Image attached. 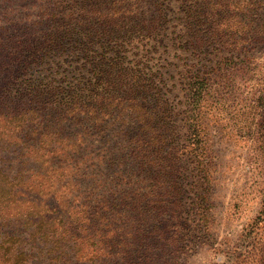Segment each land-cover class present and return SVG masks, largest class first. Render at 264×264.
<instances>
[{"label": "trees", "instance_id": "16d2710c", "mask_svg": "<svg viewBox=\"0 0 264 264\" xmlns=\"http://www.w3.org/2000/svg\"><path fill=\"white\" fill-rule=\"evenodd\" d=\"M262 44L264 0H0V258L185 264L210 229L204 69ZM242 238L264 264V196Z\"/></svg>", "mask_w": 264, "mask_h": 264}, {"label": "rangeland", "instance_id": "374dc122", "mask_svg": "<svg viewBox=\"0 0 264 264\" xmlns=\"http://www.w3.org/2000/svg\"><path fill=\"white\" fill-rule=\"evenodd\" d=\"M20 4V14L36 13L24 10L27 2ZM204 77L208 83L200 95V124L205 132L203 164L211 178L210 229L203 243L187 249L185 264H237L250 256V264H259L261 245L242 234L264 196V44L248 52L244 61L214 57ZM251 246L256 248L252 255L247 252ZM4 259L0 264H8Z\"/></svg>", "mask_w": 264, "mask_h": 264}]
</instances>
